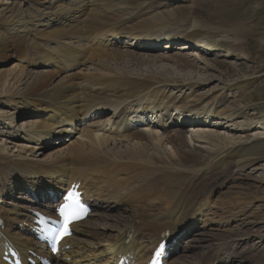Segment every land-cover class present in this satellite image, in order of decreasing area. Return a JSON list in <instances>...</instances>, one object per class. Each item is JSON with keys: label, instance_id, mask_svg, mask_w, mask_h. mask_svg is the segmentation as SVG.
<instances>
[{"label": "bare ground", "instance_id": "obj_1", "mask_svg": "<svg viewBox=\"0 0 264 264\" xmlns=\"http://www.w3.org/2000/svg\"><path fill=\"white\" fill-rule=\"evenodd\" d=\"M165 1L27 0L22 8L0 10V106L12 110L0 113V232L9 240L0 237V264H41L42 257L53 264H116L121 257L125 264H146L163 239L171 243L168 264H174L180 236L202 228L210 229L213 241L198 247L190 264H222V254L235 248L233 241L220 240L234 232V219L245 212L257 215L256 203L264 207V180L257 178L264 157L252 154L218 169L216 159L208 163L219 151L262 139L263 128L248 134L246 125L255 119L243 113L248 121L239 120L225 108L230 99L222 98L219 84L198 95L215 84L214 75L183 76L180 55L158 54L194 47L186 34L202 26L196 10L181 21V12ZM153 4L164 7L154 10ZM246 31H232L236 44L229 56L240 49ZM204 46L209 52L217 48L196 44L195 57L203 59ZM12 55L18 63L7 68ZM166 62L177 69H161ZM143 77L156 87L137 89ZM142 111L150 116L138 125ZM22 114H32L23 124L30 126L27 131L15 125ZM50 146L55 147L47 158L34 159ZM193 156L203 164L189 169ZM183 171L189 175L183 182L165 179ZM240 175L254 184H241L237 194L220 192ZM72 183L87 200L97 199L94 207L102 205L75 227L65 242L69 250L53 257L21 227L31 222L29 210L51 211ZM20 188L30 199L18 197ZM252 222L259 226L264 219Z\"/></svg>", "mask_w": 264, "mask_h": 264}, {"label": "rangeland", "instance_id": "obj_2", "mask_svg": "<svg viewBox=\"0 0 264 264\" xmlns=\"http://www.w3.org/2000/svg\"><path fill=\"white\" fill-rule=\"evenodd\" d=\"M26 1L27 0H0V10L3 8L4 11L5 7L13 5L22 8ZM165 2L171 3L176 11L179 10L181 12V21L188 20L191 11L196 10L195 17L202 22V26L186 34V42H189L194 47L189 50H179L181 46H183L179 45L180 48H173L166 52L164 51L165 49H161L158 54L163 55L169 53L172 55H180V63L186 66L184 72L181 73L183 76L188 75L190 72L193 73V79H205L210 75H214L217 79L215 84L212 85V87L208 86L209 88L205 87L198 91V95H207L210 90L216 87L215 85L219 84V89L223 91L222 98L224 100L230 99L229 104H226L225 108H231V110L239 116V120L248 121L249 118H243V113L255 119L256 123L254 122L246 125V129L251 130L248 134H253V130L256 127L263 128L260 130L263 133L262 139H255L256 142L253 141L254 143L251 142L245 145L231 147L226 151H219L210 157L208 163L216 159L214 169H218L224 164L238 161L242 157L252 154L264 157V0H167ZM149 7L154 10H158L159 8V10H162L164 6L156 8L157 5L153 4L149 5ZM240 27H245L247 29L241 39L243 43L234 56H229L228 50L233 49L236 44V35L233 34L232 31ZM142 28L143 27L140 26L137 29L167 31L173 27L168 26L167 28H162L156 26L155 28V26H150L145 29ZM200 43L214 45L217 48L214 52H209V49L204 46L200 50L201 54L199 53L202 55L203 59H200L194 56L196 54L195 45ZM8 61L10 62L5 66L7 68L18 63L16 56L13 55ZM207 64L212 69L208 68ZM165 66L173 70L177 69V65L172 62L159 64L161 69ZM195 66L197 67L196 69L194 68ZM147 84L156 87L153 82L145 80L143 77L138 80L137 89L143 87L147 89V87H145ZM0 113L8 115L12 113V110L7 106H0ZM31 117L32 114H22L18 120H16L15 125L21 130L25 129L22 131H27L26 129L30 128V126H24L23 124H25L24 121ZM257 121H261L262 125H259ZM53 147L50 146V148L44 151H39L34 159L39 161L47 158ZM197 162L203 164L202 160L193 156L192 159L189 160V163H187V168L190 169V167ZM246 173L250 174L251 172L247 171ZM244 176L242 175L239 179H233L231 183L220 192L229 191L230 194H237L239 192L238 186H242L243 184H254L253 179H247ZM187 177L189 178V175L183 171L175 174L169 173L165 179H167V182L170 184H174L180 181L183 182V179L186 180ZM257 178L260 180L258 181L259 183L261 180H264V170H259ZM262 187L264 189V184ZM21 192H25V189H18V197H24L27 200L30 199L29 195L25 193L21 195ZM218 196L219 193L213 197L214 203ZM12 199L15 200L18 198L15 196V198ZM13 200H11V202ZM260 205H262V203H256L253 208V211H258L260 214L255 212L257 215H252L251 217V212H245L238 216L231 224V229L232 231L234 230V232L231 235H226L227 238L220 239L233 241V245H235L234 250L222 254V259H224L222 264H225L226 258L228 259L226 264H264V222L259 226L257 224H252L253 220L261 221L264 219V207H260ZM112 214L114 215L116 213L113 212ZM258 231L260 233H258ZM184 235L186 236V234ZM208 240H212V232H210V229L207 228L204 230L202 228L200 231L195 230L178 244L181 250L178 255L174 254L173 263L176 264L178 261L182 264H190L192 261L190 257L194 251L198 247L208 246ZM189 245L193 247V249L186 253L187 250L185 247ZM253 246H255L254 251L246 257L243 254L244 250ZM40 247L41 246L38 248L40 249Z\"/></svg>", "mask_w": 264, "mask_h": 264}, {"label": "snow or ice", "instance_id": "obj_3", "mask_svg": "<svg viewBox=\"0 0 264 264\" xmlns=\"http://www.w3.org/2000/svg\"><path fill=\"white\" fill-rule=\"evenodd\" d=\"M73 198V194L70 192L67 194L66 200L71 201ZM72 208V205L68 202L62 204L58 209L59 216L63 219V229L61 232V236L68 235L69 229L68 226L71 222L80 219V214L77 211L70 210ZM58 221H54V223H57Z\"/></svg>", "mask_w": 264, "mask_h": 264}]
</instances>
